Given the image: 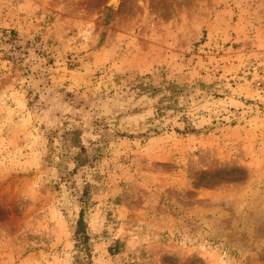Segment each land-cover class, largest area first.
<instances>
[{
	"label": "rangeland",
	"instance_id": "374dc122",
	"mask_svg": "<svg viewBox=\"0 0 264 264\" xmlns=\"http://www.w3.org/2000/svg\"><path fill=\"white\" fill-rule=\"evenodd\" d=\"M81 262L264 264V0H0V264Z\"/></svg>",
	"mask_w": 264,
	"mask_h": 264
},
{
	"label": "trees",
	"instance_id": "16d2710c",
	"mask_svg": "<svg viewBox=\"0 0 264 264\" xmlns=\"http://www.w3.org/2000/svg\"><path fill=\"white\" fill-rule=\"evenodd\" d=\"M75 239H76V246L83 256L86 258L89 248H88V235L86 233V226L83 219V211H80V215L77 221V226L75 230ZM84 258V259H85ZM79 261H83L79 259ZM80 264H83L82 262Z\"/></svg>",
	"mask_w": 264,
	"mask_h": 264
}]
</instances>
